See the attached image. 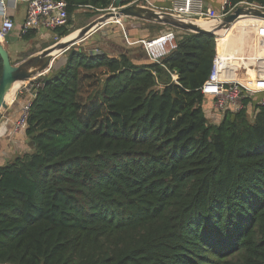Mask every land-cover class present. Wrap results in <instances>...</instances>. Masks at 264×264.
<instances>
[{
    "label": "trees",
    "instance_id": "trees-1",
    "mask_svg": "<svg viewBox=\"0 0 264 264\" xmlns=\"http://www.w3.org/2000/svg\"><path fill=\"white\" fill-rule=\"evenodd\" d=\"M62 1L56 41L74 11L117 0ZM140 29L172 30L177 49L155 64L134 39L136 61L92 35L37 79L19 133L33 146L0 165V264H264V105L213 124L199 89L216 38Z\"/></svg>",
    "mask_w": 264,
    "mask_h": 264
},
{
    "label": "built area",
    "instance_id": "built-area-1",
    "mask_svg": "<svg viewBox=\"0 0 264 264\" xmlns=\"http://www.w3.org/2000/svg\"><path fill=\"white\" fill-rule=\"evenodd\" d=\"M25 2L27 8L23 24L20 28V34L22 36L34 30L45 29L48 31H54L55 29L66 26L68 15L67 4L65 1L26 0ZM130 4H138L153 8L148 0H139ZM250 5L251 4L245 2L232 4V0H224L220 13H216L210 8L206 9L202 0H172V8L166 12L182 19L183 21L194 20L197 22L203 20L209 24L215 25L218 23L219 19L231 14L237 7H247ZM255 7L258 6L255 5ZM261 9L263 10V8ZM13 28V22L9 18L3 17L0 24V43ZM263 29L264 25H262L259 30L258 41L260 52L258 53L255 64H253V61L249 64L239 63L232 69V65L225 64V61L227 60L218 57L216 51V56L212 62L209 77L199 91L202 95L210 98L212 107L221 117H223L228 110H231L233 113L243 111L246 108L244 103L246 98L260 97L261 95H264ZM215 38L217 39V37ZM137 43L141 45L147 60L155 64H161L162 60L167 55L177 49L176 36L173 31L160 33L158 36L151 39H141ZM246 61L247 59L245 62ZM229 75L230 77H228ZM250 75L253 76L252 79L249 78ZM176 79V76L172 75V80L174 82H176ZM37 87H39V83L36 84V88ZM258 104L264 105V100H261V97ZM29 105L30 102L23 107L21 115L14 123V134H19L22 131Z\"/></svg>",
    "mask_w": 264,
    "mask_h": 264
},
{
    "label": "crops",
    "instance_id": "crops-1",
    "mask_svg": "<svg viewBox=\"0 0 264 264\" xmlns=\"http://www.w3.org/2000/svg\"><path fill=\"white\" fill-rule=\"evenodd\" d=\"M25 1L26 0H0V24L2 22L3 17H7L13 22L14 25L12 31H10L1 41L9 57L10 58L12 57L11 61H13V59H16L18 55H20L28 47L29 44L34 43L37 40L45 41L46 39L51 38L50 36L51 34L53 35V31L39 29V30H34L36 35L31 41L22 40V35L20 34V28L23 24L26 8H27ZM148 1L151 3L153 8L160 11L166 12L172 8V0H148ZM202 1L206 9L210 8L214 10L216 13H220L222 4L224 2V0H202ZM112 8L113 7H110L109 9ZM85 13H86V17L84 16ZM88 14L89 11L87 9L80 8L74 11V13L71 16V21H72L71 27H76L81 29L87 26L88 24H90L91 20L96 19L95 18L96 16L89 18ZM77 20H78V25L74 26L75 25L74 23ZM123 20L124 19H122L119 23L107 24L100 28L99 30L100 33L92 34V35H95L94 39L101 40V42L98 44L99 47H102L105 44L106 50L104 51L109 55L123 53L127 56L130 55L136 61H141L139 60L138 57H135L133 55L134 51H136L137 53L140 50L139 47L138 49H135L136 47L133 46H136V43H132L130 41H133L134 39L137 40V39L145 38V30L143 29L139 30L140 26L142 27V24L144 23L141 24L139 23V21L131 20L129 21L130 23H124L123 25L124 22ZM252 20H258V19H252ZM196 23H201L204 25L209 24L203 20H199ZM261 26L262 25H260L258 31H256L255 33L256 35L251 36L250 39H242V38H248L247 35H243L242 37H237V39L229 36L228 38H226L229 39V41L226 42L224 37L225 35L230 33V29L232 27L223 34L221 40L217 41L216 39V44H217V48H219L218 51L220 52V57L224 60H227L225 61V64H231L232 69L239 63L249 64L253 61V64H255V61L257 60L258 57V53L260 52L258 39H259V30ZM102 28L103 29L106 28V29L102 31L103 30ZM237 45L241 46L239 52L236 53L232 59L226 58L225 53L223 52V47H226L228 52H232ZM43 49L44 48L37 49L32 54L40 52ZM246 59L247 61L245 62ZM230 75L228 77H230ZM249 78L252 79L253 76L250 75ZM4 115H6L5 121L3 120L0 121V165L8 161H11L17 155L25 151H29L30 148L27 143L29 142L28 139H23L19 134L13 133V123L16 120L15 112L8 109L7 111L4 112ZM208 117L210 119L209 120L210 122L216 121V124H218L221 116L218 115L216 112L209 110ZM2 119L4 118L2 117Z\"/></svg>",
    "mask_w": 264,
    "mask_h": 264
},
{
    "label": "water",
    "instance_id": "water-1",
    "mask_svg": "<svg viewBox=\"0 0 264 264\" xmlns=\"http://www.w3.org/2000/svg\"><path fill=\"white\" fill-rule=\"evenodd\" d=\"M122 0L115 2V8L109 9L106 13L98 17L87 26L76 30V37L71 41H65L64 38L59 42L41 50L36 54H32L17 64H12L9 55L0 43V58L2 61V72L0 75V112L7 109L5 96L9 91V87L14 82L21 84L31 81L35 78L42 77L49 73L54 62L67 52L71 47L85 41L89 36L94 34L101 27L110 23H119L122 19H130L142 23L156 24L168 26L170 28L193 34H208L216 36L219 30L225 31L236 20L243 17H255L264 20V9L255 7L251 4L247 7H237L231 14L226 15L218 20L209 30L199 27L194 20L183 21L165 11H160L148 6L138 4L121 5ZM31 147L33 142H27Z\"/></svg>",
    "mask_w": 264,
    "mask_h": 264
},
{
    "label": "rangeland",
    "instance_id": "rangeland-1",
    "mask_svg": "<svg viewBox=\"0 0 264 264\" xmlns=\"http://www.w3.org/2000/svg\"><path fill=\"white\" fill-rule=\"evenodd\" d=\"M115 8V7H113ZM112 8V9H113ZM103 15V14H102ZM84 16L86 17V13L84 14ZM98 17L100 16H96L95 18L97 19ZM94 19V20H96ZM94 20H91V22H93ZM123 25L124 23H130L129 21H131L130 19H124L123 20ZM90 22V23H91ZM138 23V22H137ZM142 24V22H139ZM75 25L74 26H77L78 25V20L75 21L74 23ZM146 23H144L145 25ZM143 25V24H142ZM210 25V24H208ZM260 25H264V21H260V20H252V19H243V20H240L238 22H236V24L230 29V33H228L227 35H225L224 39L226 41V38H228L229 36L230 37H233L235 39H237V37H242L243 35H247L248 38H242V39H250L251 36H254L256 35V31H258V28ZM112 26V25H111ZM211 26V25H210ZM209 26V27H210ZM110 27V26H109ZM144 27V26H143ZM212 27V26H211ZM72 28H76V27H72ZM71 28V29H72ZM103 29V28H102ZM106 29V28H104ZM104 29L102 31H104ZM100 30V29H99ZM146 30V29H145ZM235 30V31H234ZM167 31H172V30H168V29H163L161 31V33H164V32H167ZM236 31H239V32H236ZM152 34H149V32L146 30L145 31V40L147 39H151L153 36H151ZM239 35V36H238ZM51 38H48L46 39L45 41L43 40H37L36 42L34 43H31L28 45V47L20 54L18 55V57L16 59H13V61H11V58L9 57L10 59V62L12 64H17L19 62H21L22 60H24V58H27V56L30 54H32L33 52H35L37 49H41V48H44L46 47L47 45L51 44L52 42H55L56 41V38L51 34L50 35ZM154 38V37H153ZM241 39V38H240ZM59 42V40H57L55 43ZM54 43V44H55ZM53 45V44H52ZM51 46V45H49ZM48 46V47H49ZM101 46V45H100ZM45 49V48H44ZM101 49L103 50H106V46L105 44L101 47ZM140 49V48H139ZM239 51L237 50V53ZM38 53V52H37ZM140 54V50L137 52V53H134V55H137V54ZM236 53V52H235ZM36 54V53H34ZM254 54V53H252ZM144 56V55H143ZM139 58V57H138ZM143 58V57H142ZM37 79L38 78H35L33 81H26L24 83H19V88H17L14 92H15V95L13 97H11V95H7V109L6 110H2L0 112V121H5V117L6 115H4V112L7 111L8 109L12 110L13 112H15V117H16V120L15 122L17 121V119L19 118V116L21 115V111L23 110V107L29 103L31 101V99L33 98V96H35V94H33L34 90L33 88H36V84L38 83L37 82ZM21 84V85H20ZM261 100H264V95H261ZM260 97H256L257 98V105H260L258 104L259 101H260ZM10 99V100H9ZM210 99V98H208ZM211 111L215 112V109L213 107L210 108ZM204 113L207 115L208 117V110L205 111L204 110ZM252 112L249 110V115L251 114ZM2 117L4 119H2ZM222 117H220L221 119ZM209 119V117H208ZM210 120V119H209ZM14 122V123H15ZM214 122V121H212ZM13 123V125H14ZM213 124H216V121L213 123ZM16 139V138H15ZM20 150V149H19Z\"/></svg>",
    "mask_w": 264,
    "mask_h": 264
},
{
    "label": "bare ground",
    "instance_id": "bare-ground-1",
    "mask_svg": "<svg viewBox=\"0 0 264 264\" xmlns=\"http://www.w3.org/2000/svg\"><path fill=\"white\" fill-rule=\"evenodd\" d=\"M243 19H258V20H262V21H264L263 19H259V18H255V17H243V18H240V19H238V20H236L232 25H230V27L227 29V30H229L236 22H238V21H240V20H243ZM197 25L199 26V27H201L202 29H206V30H209L210 28H211V26H213V24H210V25H204V24H201V23H197ZM210 26V27H209ZM226 30V31H227ZM226 31H222V30H219L217 33H216V36H217V41H219V40H221V38H222V36H223V34L226 32ZM76 35H77V32H73V33H71L70 35H68L67 37H65L63 40H64V42L65 41H71V40H73L75 37H76ZM241 48V46L240 45H237L234 49H233V51L232 52H228L227 51V48L226 47H223V52L225 53V57L226 58H229V59H232L233 58V56L237 53V50L239 51V49ZM236 52V53H235ZM217 55H218V57H220V52L218 51V48H217ZM19 83L20 82H14L10 87H9V91H8V93L6 94V96H5V102L7 103V95H11V97H13L14 95H15V90L17 89V88H19L18 86H19ZM21 85V84H20ZM14 98V97H13ZM10 100V99H9Z\"/></svg>",
    "mask_w": 264,
    "mask_h": 264
},
{
    "label": "clouds",
    "instance_id": "clouds-1",
    "mask_svg": "<svg viewBox=\"0 0 264 264\" xmlns=\"http://www.w3.org/2000/svg\"><path fill=\"white\" fill-rule=\"evenodd\" d=\"M217 46V45H216ZM216 50H217V47H216Z\"/></svg>",
    "mask_w": 264,
    "mask_h": 264
}]
</instances>
